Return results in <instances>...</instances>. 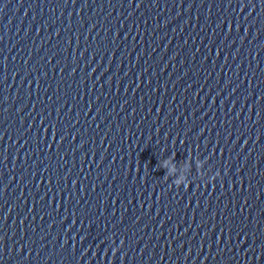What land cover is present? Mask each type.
Instances as JSON below:
<instances>
[{"label": "water", "instance_id": "1", "mask_svg": "<svg viewBox=\"0 0 264 264\" xmlns=\"http://www.w3.org/2000/svg\"><path fill=\"white\" fill-rule=\"evenodd\" d=\"M0 264H264V0H0Z\"/></svg>", "mask_w": 264, "mask_h": 264}, {"label": "clouds", "instance_id": "2", "mask_svg": "<svg viewBox=\"0 0 264 264\" xmlns=\"http://www.w3.org/2000/svg\"><path fill=\"white\" fill-rule=\"evenodd\" d=\"M170 166V161H163L162 167L168 168Z\"/></svg>", "mask_w": 264, "mask_h": 264}]
</instances>
